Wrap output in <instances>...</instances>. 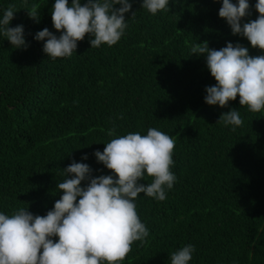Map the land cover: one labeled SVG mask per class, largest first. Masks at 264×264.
<instances>
[{
    "label": "trees",
    "instance_id": "16d2710c",
    "mask_svg": "<svg viewBox=\"0 0 264 264\" xmlns=\"http://www.w3.org/2000/svg\"><path fill=\"white\" fill-rule=\"evenodd\" d=\"M142 2L130 0L117 44L91 48L86 35L70 57L52 60L34 37L44 28L60 35L51 20L55 0H0V18L14 6L9 27L22 25L28 45L16 49L0 33V212L46 215L73 161L88 164L93 177L110 175L94 153L113 138L156 128L175 140L176 180L164 201L143 193L135 200L149 235L122 264H170L189 244V264H264V110L249 111L239 97L226 108L206 104L205 89L216 81L191 48L207 41L215 50L231 42L252 56L264 51L232 34L218 15L222 0H169L170 11L155 15ZM256 2L249 0L242 23L257 18ZM34 4L38 23L27 11ZM231 109L241 126L217 122Z\"/></svg>",
    "mask_w": 264,
    "mask_h": 264
},
{
    "label": "clouds",
    "instance_id": "9594fccd",
    "mask_svg": "<svg viewBox=\"0 0 264 264\" xmlns=\"http://www.w3.org/2000/svg\"><path fill=\"white\" fill-rule=\"evenodd\" d=\"M38 7L34 4L27 10L37 23ZM142 8L153 15L170 11L169 0H143ZM249 9V0H222L218 15L233 35L245 37L253 48L264 51V0L255 4L257 18L242 23ZM131 10L130 0H86L83 4L81 0H71V4L55 0L51 20L60 35L44 28L34 38L44 41L43 52L52 60L70 57L86 35L91 37V48L111 47L124 35L128 27L125 14ZM14 12L12 5L5 10L0 33L16 49H26L23 26L9 27ZM191 52L206 57L216 81L205 89L206 104L226 108L239 97L240 106L249 111L264 110V55L252 56L247 47L231 42L219 50L210 49L207 41L196 43ZM217 122L235 127L243 124L236 109L222 113ZM113 134L114 130H109L108 135ZM174 149L171 136L149 128L146 135L131 132L113 138L103 152L94 153L110 175L93 177L88 164L73 161L63 169L65 178L56 186L63 194L46 215H34L23 208L11 215L0 212V264H122L132 245L149 235L135 200L143 193L164 201L165 189L174 185ZM146 175L150 183L143 182ZM193 251L189 244L173 252L170 264H189Z\"/></svg>",
    "mask_w": 264,
    "mask_h": 264
}]
</instances>
